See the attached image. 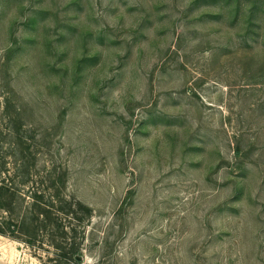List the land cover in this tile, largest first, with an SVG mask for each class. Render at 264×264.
<instances>
[{
  "label": "rangeland",
  "instance_id": "obj_1",
  "mask_svg": "<svg viewBox=\"0 0 264 264\" xmlns=\"http://www.w3.org/2000/svg\"><path fill=\"white\" fill-rule=\"evenodd\" d=\"M18 134L92 209L79 264H264V0H0Z\"/></svg>",
  "mask_w": 264,
  "mask_h": 264
},
{
  "label": "trees",
  "instance_id": "obj_2",
  "mask_svg": "<svg viewBox=\"0 0 264 264\" xmlns=\"http://www.w3.org/2000/svg\"><path fill=\"white\" fill-rule=\"evenodd\" d=\"M24 143L18 134L15 152L0 154V235L50 250L53 264H79L92 209L68 193L65 167L39 163Z\"/></svg>",
  "mask_w": 264,
  "mask_h": 264
}]
</instances>
